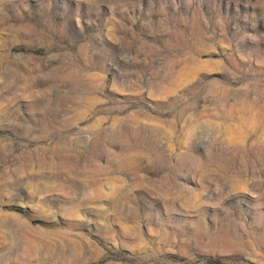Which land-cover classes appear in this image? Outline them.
Returning a JSON list of instances; mask_svg holds the SVG:
<instances>
[{"label": "rangeland", "instance_id": "obj_1", "mask_svg": "<svg viewBox=\"0 0 264 264\" xmlns=\"http://www.w3.org/2000/svg\"><path fill=\"white\" fill-rule=\"evenodd\" d=\"M0 264H264V0H0Z\"/></svg>", "mask_w": 264, "mask_h": 264}]
</instances>
